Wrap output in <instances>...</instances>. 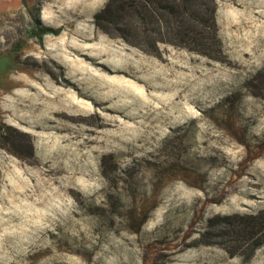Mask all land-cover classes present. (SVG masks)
Returning <instances> with one entry per match:
<instances>
[{
    "label": "rangeland",
    "instance_id": "1",
    "mask_svg": "<svg viewBox=\"0 0 264 264\" xmlns=\"http://www.w3.org/2000/svg\"><path fill=\"white\" fill-rule=\"evenodd\" d=\"M263 105L264 0L0 12V264H264Z\"/></svg>",
    "mask_w": 264,
    "mask_h": 264
},
{
    "label": "bare ground",
    "instance_id": "2",
    "mask_svg": "<svg viewBox=\"0 0 264 264\" xmlns=\"http://www.w3.org/2000/svg\"><path fill=\"white\" fill-rule=\"evenodd\" d=\"M76 61V60H75ZM80 63V62H79ZM83 63V62H82ZM93 65H95V67L98 65V62L96 61H92L91 62ZM103 63V62H102ZM77 65V64H76ZM91 66V65H90ZM166 66V65H165ZM236 66V65H235ZM79 70H83L86 69V65L85 64H80V66L78 67ZM105 68V67H104ZM238 68V67H237ZM116 71V70H115ZM161 74V73H160ZM41 76V74H40ZM75 76V75H74ZM63 77V76H62ZM83 78V77H82ZM90 78V77H89ZM99 78V77H98ZM97 78V79H98ZM31 79V78H30ZM35 79V78H33ZM55 81L52 82V85L54 87H56L58 93L55 97H51V96H45V99H47L49 101V103H53V102H57L60 106V108L55 109L54 111H50L52 114V119H51V123L53 124H61V125H69L71 123H77L78 121H82L85 119V116L82 114H76L74 112H71V109H74V107H80V105L83 103L80 100H77V102L75 101L76 97L71 94L68 96V93L71 91L70 88H75L74 86V81L72 82L69 79L63 78V79H59V78H54ZM84 79V78H83ZM164 79V78H163ZM52 80V79H51ZM82 80V79H80ZM85 80V79H84ZM89 80V79H88ZM77 81V80H76ZM79 81V80H78ZM160 81V80H159ZM82 82V81H81ZM93 82V81H92ZM25 87L24 88H15L13 92L8 94V98L7 101L10 103V105H13L16 100H23L26 101L27 103H29V105H27V107L32 108V116L33 118H37L36 113L39 111V109L42 107L43 108V103H38V100H40L42 98V96L40 94H38L37 91L33 90V85H32V80H27L25 79L23 81ZM97 83V82H96ZM88 84V83H86ZM98 84V83H97ZM85 85V84H84ZM103 85V84H102ZM105 85V84H104ZM133 85V84H132ZM135 85V84H134ZM19 86V85H18ZM69 87V88H67ZM110 87V86H108ZM108 89V88H107ZM167 90V89H166ZM30 91H33V93H29ZM132 92V91H131ZM77 93V92H76ZM82 93V92H81ZM102 93V92H101ZM138 93V92H137ZM45 95V94H44ZM86 95V94H85ZM64 96H66V98H64ZM68 96V98H67ZM87 96V95H86ZM101 96V95H100ZM157 96V95H156ZM139 98V96H138ZM104 99V98H102ZM95 100V99H94ZM48 103V104H49ZM106 103V102H105ZM83 105V104H82ZM104 106V105H103ZM102 106V107H103ZM198 106V105H197ZM264 106V105H263ZM53 107V106H52ZM108 108V107H107ZM129 108V107H128ZM154 108V107H153ZM53 109V108H52ZM76 110V109H75ZM5 111V110H4ZM81 111V110H80ZM79 111V112H80ZM101 111V110H100ZM115 111V110H114ZM163 111V110H162ZM43 112V111H42ZM31 113V112H30ZM84 113V112H83ZM103 113V112H102ZM8 114V113H7ZM89 114V112H88ZM113 114V113H111ZM115 114V112H114ZM120 114V113H119ZM118 114V115H119ZM10 115V113H9ZM11 116V115H10ZM111 116V115H110ZM13 117V116H12ZM97 118V117H96ZM106 118V117H105ZM110 118V117H109ZM112 118H115L112 117ZM99 119V118H98ZM10 121V120H9ZM20 121V120H19ZM15 122V121H14ZM24 122V121H23ZM114 122V120L110 119V120H101L99 122L100 125L102 126H110L112 125ZM119 124V123H118ZM38 125V124H37ZM36 125V126H37ZM41 126V125H40ZM56 126V125H55ZM54 126V127H55ZM49 127V126H48ZM111 128V127H110ZM54 129V128H53ZM89 129V128H88ZM99 129V128H98ZM24 130V129H23ZM75 130V129H74ZM45 131V130H44ZM47 131V130H46ZM73 131V130H72ZM96 131V130H95ZM104 131V130H103ZM59 132V131H58ZM65 132V131H64ZM71 132V130H70ZM24 133V132H23ZM44 133V132H43ZM104 133V132H103ZM33 134V132H32ZM62 134V133H61ZM77 134V133H76ZM78 134H80L78 132ZM103 135V134H102ZM68 136V135H67ZM70 136V135H69ZM41 137V136H40ZM61 137V136H60ZM106 137V136H105ZM109 137V136H108ZM112 137V136H110ZM39 138V137H38ZM117 138V137H116ZM115 138V139H116ZM89 139V138H88ZM93 139V138H92ZM114 139V140H115ZM64 140V139H63ZM104 140V139H103ZM102 141V140H101ZM133 141V140H132ZM88 142V141H87ZM83 144V143H82ZM92 144V143H91ZM87 145V144H86ZM97 157V156H96ZM9 163V162H8ZM43 173V172H42ZM85 173V172H84ZM54 181V180H53ZM45 183V182H44ZM47 183V182H46ZM29 187V186H28ZM78 189V188H77ZM47 190V189H46ZM36 192V191H35ZM77 193V192H76ZM24 196V195H23ZM32 196V195H31ZM30 198V197H29ZM97 199V198H96ZM43 236V235H42Z\"/></svg>",
    "mask_w": 264,
    "mask_h": 264
},
{
    "label": "crops",
    "instance_id": "3",
    "mask_svg": "<svg viewBox=\"0 0 264 264\" xmlns=\"http://www.w3.org/2000/svg\"><path fill=\"white\" fill-rule=\"evenodd\" d=\"M24 1L27 4H30L33 0H0V12H6L20 8Z\"/></svg>",
    "mask_w": 264,
    "mask_h": 264
},
{
    "label": "trees",
    "instance_id": "4",
    "mask_svg": "<svg viewBox=\"0 0 264 264\" xmlns=\"http://www.w3.org/2000/svg\"><path fill=\"white\" fill-rule=\"evenodd\" d=\"M124 4H125V3H123L122 6H120V9H123ZM49 32H50V29H41L39 35H40V37H42L44 34H47V33H49Z\"/></svg>",
    "mask_w": 264,
    "mask_h": 264
}]
</instances>
